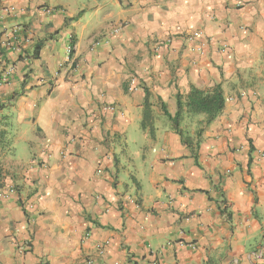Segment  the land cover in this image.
<instances>
[{"label":"crops","instance_id":"crops-1","mask_svg":"<svg viewBox=\"0 0 264 264\" xmlns=\"http://www.w3.org/2000/svg\"><path fill=\"white\" fill-rule=\"evenodd\" d=\"M3 61L0 264H264V0H0ZM216 85L191 150L162 108Z\"/></svg>","mask_w":264,"mask_h":264},{"label":"trees","instance_id":"trees-1","mask_svg":"<svg viewBox=\"0 0 264 264\" xmlns=\"http://www.w3.org/2000/svg\"><path fill=\"white\" fill-rule=\"evenodd\" d=\"M40 44L34 47L32 55L30 58L36 59L39 55ZM27 58V55H26ZM224 97L219 85H216L208 90H199L193 86L190 87L189 93L185 97V100L182 101L179 95L176 96V113L174 116L168 114V112L163 107V113L165 117L171 122L174 130L181 139L183 145L189 149L194 147L197 149L198 144L200 143V136L204 127L208 126L216 117L219 116L221 111L224 108ZM149 109L147 94L145 93L144 98V119L147 120V112ZM187 113L189 115L204 116V120L201 123L202 128L196 131L195 136H189L186 133H183L181 130V122L183 120V114ZM6 124L1 125L0 123V190L5 186L6 173L3 169L2 159L3 155L8 152V140L7 132L5 131ZM195 160L197 159L196 154L194 155Z\"/></svg>","mask_w":264,"mask_h":264},{"label":"built area","instance_id":"built-area-1","mask_svg":"<svg viewBox=\"0 0 264 264\" xmlns=\"http://www.w3.org/2000/svg\"><path fill=\"white\" fill-rule=\"evenodd\" d=\"M21 31H23V28L21 30L15 29L12 31V33L15 34V38H13L14 40L12 41L11 50L17 52L18 55L24 56V54H26L25 47L29 43L30 40L26 36H21L20 35ZM117 33H118L117 29H114L112 31L113 35H116ZM196 39L201 40V44L197 47L198 50L200 51L201 48L204 47V45L207 43V39H205L204 37L202 38V35L200 32L191 33L190 35H188L186 37V41H189V42H192L193 40H196ZM5 46H8V44ZM219 50L221 52H224L226 50V46L222 45ZM66 58H67L66 59L67 62L69 63L71 60V48L70 47L67 48V50H66ZM0 65H2V70L0 72V84H1V83H5V81L8 79L11 72L13 71V67L10 64L6 63L5 61H3ZM102 110H104L105 112H108V113H112V114L116 112L115 107L112 105H103ZM13 194H15L14 189L2 188L0 190V198H3V199H5V198H7ZM23 208L26 209L27 211H30L33 207L30 204H25V205H23ZM88 236L89 235L86 234L85 238H88ZM104 248H105V244L104 245H97V247H96L97 254L102 255L104 252ZM86 264H94V260L87 259Z\"/></svg>","mask_w":264,"mask_h":264},{"label":"rangeland","instance_id":"rangeland-1","mask_svg":"<svg viewBox=\"0 0 264 264\" xmlns=\"http://www.w3.org/2000/svg\"><path fill=\"white\" fill-rule=\"evenodd\" d=\"M69 1H72V2L73 1H77V2H80V3H89V2H92L93 0H69Z\"/></svg>","mask_w":264,"mask_h":264}]
</instances>
